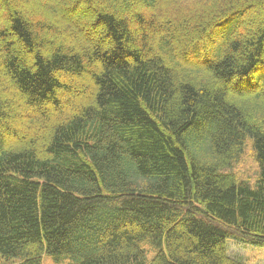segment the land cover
<instances>
[{"label":"trees","instance_id":"1","mask_svg":"<svg viewBox=\"0 0 264 264\" xmlns=\"http://www.w3.org/2000/svg\"><path fill=\"white\" fill-rule=\"evenodd\" d=\"M229 238L264 247V0H0L1 255L247 264Z\"/></svg>","mask_w":264,"mask_h":264},{"label":"rangeland","instance_id":"2","mask_svg":"<svg viewBox=\"0 0 264 264\" xmlns=\"http://www.w3.org/2000/svg\"><path fill=\"white\" fill-rule=\"evenodd\" d=\"M236 173L239 177L251 182L256 181L259 173V167L255 159L254 151L251 144L247 146L242 160L236 166ZM227 246L229 254L232 257L240 258L247 264H264V247L253 245L250 243H243L235 239H227ZM20 259L6 260L0 253V264H19ZM43 264H58L50 257H43ZM60 264H71L66 261Z\"/></svg>","mask_w":264,"mask_h":264}]
</instances>
